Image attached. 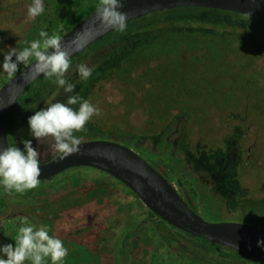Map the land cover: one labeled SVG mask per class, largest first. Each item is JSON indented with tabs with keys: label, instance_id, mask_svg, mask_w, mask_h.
Returning <instances> with one entry per match:
<instances>
[{
	"label": "rangeland",
	"instance_id": "1",
	"mask_svg": "<svg viewBox=\"0 0 264 264\" xmlns=\"http://www.w3.org/2000/svg\"><path fill=\"white\" fill-rule=\"evenodd\" d=\"M31 3L32 0H0V87L10 78L2 68L4 54L9 48L22 50L29 47L34 40L42 41L43 38L39 36L41 30L47 31L50 36L64 34L73 26L77 18H81L92 6H97L99 0H44V12L35 19H30L27 14ZM197 9L187 11L184 9L174 13L161 12L166 15L164 18L172 19L167 18L162 22L150 23L147 25L149 27L147 30L144 29L143 24H139L134 25L128 31L120 32V35L115 38L117 41L111 46L114 51L112 50L113 52L97 62L98 67L95 66L93 69L92 77L87 81L81 80L77 91L84 99L90 97L96 101L89 100L101 109L99 115L102 127L95 128L88 122L85 130L75 135L81 140L111 139L129 147L135 146L138 152H142L139 147L145 149L148 147L157 153L167 154L164 148H159V146L155 148L151 142H140L137 147L135 139L131 140L132 135L135 134H148L153 137L152 135L157 132L155 126L143 122L142 124L141 122L133 123L128 116L122 113L110 117L108 108L111 107L102 106L107 102L105 100V103L103 102L101 87L120 89L124 80V83L129 81V86H127L130 88H142L140 73L142 51L145 50L151 63V68L147 70L148 76H159V71L156 69L158 62L171 64L174 67L173 71L175 69L171 72L173 76L175 74L174 77H170L172 83H184L182 87L192 93L188 99L191 107L186 118V131L191 139L187 137L181 141H188V146L193 147L192 144L194 146L198 144L204 147V150H201L202 158L194 154L187 155V157L190 156L189 161L193 165L188 170L190 175H180V183L175 176H171L175 186L191 187V191L194 189L193 194L197 200L194 201L196 209H193L207 220L243 221L264 228V16L225 11H208L207 13L201 10L202 8ZM191 14L203 16L206 20L195 21ZM132 23L131 20L130 24ZM118 32L116 30L110 37L114 38ZM159 37L166 40L163 47H156L153 41H150L147 45L150 47L144 50L141 47H129L132 44L141 43L144 39ZM114 53L119 54L112 60L116 64L108 68L109 73L112 74V77H109L111 85H107V80L104 79L94 85L99 74L104 71L99 66L107 67V62L111 56L114 57ZM13 60L15 61V56ZM78 62V59L72 61V69H75ZM24 65H19V69ZM125 67H128L130 73L126 72ZM75 73L70 69L66 73V78L70 79ZM144 73L143 75L147 76L146 70ZM53 79H48L43 75L21 95L20 99L25 98L33 87L37 86L36 92L23 101L19 115L21 124H27L29 117L36 111L56 101V95L61 87L54 83ZM145 89L147 93L153 92L156 85L151 84ZM127 90L129 89L125 92L129 94ZM136 93L140 95L139 90ZM98 98L101 101H97ZM17 103L12 109L10 120L17 113L18 105L22 104L19 102L17 105ZM131 104V101H128L127 106ZM250 123L253 124V128L256 127L257 134L256 137L254 135L246 158H244L247 164H238V167L236 166L233 170L229 168V164H226V155L222 154L227 147L226 140H223L222 136L228 137L227 143L238 137V141H242L239 144L241 147L249 139ZM237 132H240V137L237 136ZM109 134H119L125 138H113ZM33 147L41 153L40 158L42 159L56 153L49 145L44 150H40L39 145ZM193 148L195 150V147ZM179 151L180 153L176 151L180 154L176 164L178 168L181 167L183 160L185 161V152L181 148ZM143 157L146 159L145 156ZM163 161L171 163L172 157L165 156ZM85 168H80L79 171L92 175V171L86 172ZM79 171L74 169L72 173ZM60 181L58 178L49 181L52 184L54 197L70 187L68 179H65L67 187H61ZM119 187L121 193L117 195L119 199L117 201L121 205L129 206L132 219L136 224L139 223L138 230L144 226L145 231L154 232L156 230L154 225L145 222L150 211L143 200L130 188H124L121 185ZM206 198L208 200L203 203ZM3 209L4 207L0 205V210ZM93 211V206H86L78 211H68L63 216H49L50 218L44 219L45 221L40 219L30 224L36 227L47 225L49 232L64 242L67 238H71L69 246L66 247L69 254L64 264H88L86 255L82 257L83 252L70 251V248L72 243L80 239L82 235L86 242L91 243L95 240L92 227L82 229V223L87 217L90 216V219H93L98 216L99 213ZM20 226L21 222H18V219L2 222L0 244H12L15 247V238ZM118 227L119 224H116L113 228L116 230ZM3 236L10 238L6 240ZM188 238L190 239H186V242L190 244V247L199 251V255L195 257L198 264H224L227 260L232 261L233 264H241L233 258L224 257L218 251L203 247L196 242L198 240L195 237ZM112 240L109 242L111 246L115 241ZM200 242L203 244V241L200 240ZM98 250L101 251V249ZM80 255L82 259H79ZM92 256H87L88 261ZM120 258L122 262L125 260L123 256ZM189 258L186 255L179 257L165 245L158 244L157 264H193L194 260L191 261ZM103 263L113 264L114 260L107 255ZM25 264H31V262L26 261ZM47 264H51L50 259ZM90 264H99V260Z\"/></svg>",
	"mask_w": 264,
	"mask_h": 264
},
{
	"label": "flooded vegetation",
	"instance_id": "2",
	"mask_svg": "<svg viewBox=\"0 0 264 264\" xmlns=\"http://www.w3.org/2000/svg\"><path fill=\"white\" fill-rule=\"evenodd\" d=\"M146 15V14H145ZM114 31V30H113ZM132 32V31H130ZM117 40L115 38H112L110 40L104 41V43H101L97 46H94V43L87 47L85 50L80 52L78 55L71 58V60L78 59V63H84L87 64L89 67H92L93 69L95 66L98 67L97 62L102 59L104 56L108 55L109 53L113 52V48L111 46L114 45V43ZM153 41L156 47H163L164 44H166V41L163 39H144L142 42H138L136 44H132L129 47H141L146 49V47L149 45V42ZM113 50V51H112ZM154 52V51H153ZM120 53V52H119ZM119 53H114V57L111 56L109 62H107V67L99 66L103 71V73L99 74L98 78L95 80L94 85L98 84L100 80H107V85H111V81L109 79V71L108 68H112L114 63L112 60L114 58H117V55ZM144 54V55H143ZM148 53L144 50L142 51V61H141V73L140 77L142 79V88L140 89H133V88H125V89H118L115 87H109V88H103L102 89V99L103 102L105 101L107 103L103 104L102 106L104 108L111 107L109 110V116H116L117 113L124 114L125 116H128V118L131 119L133 123L139 124L141 122L143 123H149L152 126H155L157 129V132L155 135L144 134V135H132V139L136 141V146L140 144V142H151L154 144L155 148H164L167 152V154L163 153H157L155 150L150 148H141L142 152H138V150L135 149V146H132L131 148L138 152L141 156H145L147 161L154 166L157 170H159L174 186V181L171 178V176H175L178 183H180V175H190L188 170L192 168L193 165H191V162L189 161L190 156L187 157L188 154H194L195 156H203L202 151L204 150V147L201 145H193L195 147V150L192 146H188V141H181L185 138H190L188 136V132L186 131V118L188 110L190 109L191 105L188 103V99L192 93L188 92L187 88L182 87L184 83L182 84H174L172 83L170 77H174L173 73V65L171 64H163L161 61L157 63L156 69L159 71V76H151L147 74V70L151 68L150 61L148 60ZM145 56V58H144ZM97 64V65H96ZM111 66V67H109ZM133 69V68H132ZM146 70L147 76L143 75L145 74L144 71ZM133 71V70H131ZM128 73H130L128 71ZM132 73V72H131ZM70 82L74 83L76 85L74 89V93H78V87L79 83L81 82V79L79 78L78 73L73 74L70 79ZM159 82V83H158ZM129 85V81L127 82ZM156 85V89H154L153 92L147 93L145 88H148L149 85ZM95 88V87H93ZM97 88V89H99ZM115 88V89H114ZM126 89L129 94H126ZM37 88H35L33 91L36 92ZM138 90L140 91V95H138ZM94 91V90H92ZM183 93V94H182ZM100 97V99H101ZM67 94L64 93L63 89H59V93L56 95V101L60 102H66ZM92 100V98L87 97L86 100ZM99 98L97 101H101ZM105 100V101H104ZM21 101V99H20ZM55 101V102H56ZM93 102H96L95 100H92ZM128 101H131V106H127ZM17 103V102H16ZM19 102L17 103V105ZM23 106V103L18 105L17 113L14 114L12 120H8L7 125V133H8V141L10 146H16L19 147L21 150H23V141L24 140H30L32 142V146L39 145L40 150H44L48 148V143H41L38 141L34 136L31 135V130L29 127V124H21L19 120V115L21 113V108ZM112 111V112H111ZM12 112V111H11ZM34 115V114H33ZM11 117V114H10ZM111 121V118H109ZM92 125H94L95 128L97 126L102 127V122L100 120V115L93 116V118L89 121ZM250 127V136L249 139L242 144L240 147L239 144H241L242 141H238V137L233 139V141L227 143L228 137L225 135L222 136V139L226 140V151L222 152L226 155V164H229V168L235 169V167H238V164L246 165V161L244 158H246V153L248 151V148L251 144L252 138L255 135L256 137V127L253 128V124H249ZM239 129V127H237ZM237 136L240 134V132L236 133ZM109 136H112L113 138L121 137L125 138L122 135L119 134H109ZM241 135H239L240 137ZM94 139H106V138H94ZM191 139V138H190ZM93 140V139H88ZM111 140V139H106ZM85 141V140H81ZM204 145V144H202ZM146 147V146H145ZM167 147V148H166ZM183 149L185 152V161L181 163V167L178 168L176 166L178 162V156L180 155L179 149ZM229 148V149H228ZM218 149H220L218 147ZM178 150V152H176ZM230 150V151H229ZM188 151V152H187ZM221 153V152H220ZM57 153L54 155L49 156L46 159L40 158L41 162H46L50 160L52 157H54ZM142 156V157H143ZM165 156H171L172 162L169 163L167 161H163ZM41 157V156H40ZM144 158V157H143ZM86 167V172L92 171V175H87L86 173L83 174L84 171L80 168ZM77 169L78 173H72V170ZM184 170V171H183ZM183 172V173H182ZM69 173V174H67ZM60 176H63L60 178ZM201 176V175H199ZM192 177V175L190 176ZM60 179L61 181V187H67L65 179L69 181L70 187H68L64 192L59 193L57 196H53L52 193V184L49 183L52 179ZM41 183L40 186L34 191L35 198L32 200L31 204L33 206L38 205L39 203L43 205H46L47 203H50L54 199H63L67 198L68 196H75L77 194L78 189H90V188H98V187H108V190L106 194H101L100 192H96V194L90 195L88 199L84 200L83 202H79L77 204H74L73 206L68 208L67 210H63L62 216L64 213H67L68 211H78L83 207L86 206H93L94 211H96L98 214L97 217L90 219V216L87 217L86 221L82 223L83 227L82 229H86L88 227L93 228V234L95 235V240L93 242H86L83 238V235L80 237V239H77L76 242L72 243V246L70 248V251H79L83 252V255L86 256V261L88 264L99 260V264L103 263V259H106V256H110L113 258L114 263L113 264H157L156 257H157V249L158 244L165 245L166 248H168L170 251H173L177 256L179 257H185V255L189 258L192 257L190 260H195V257L198 255L195 253V249L190 247V244H187L186 246V252L180 253L175 245H168L165 242V239L162 235V233L156 229L154 232L145 231L144 226L138 230V224L134 222V219H132V214L129 212V206L121 205L117 197L119 193H121L120 185L124 188H129L125 183L111 175L110 173L101 170L99 168L88 166V165H80V166H73L68 167L62 172H59L53 177L40 179ZM122 187V188H123ZM176 190L178 193L182 196V198L188 203V205L191 208L196 209V205L194 204V201L197 200L195 194H193V190L191 191V187H176ZM132 190V189H131ZM0 192H1V201L0 205L4 207L3 210H0V225H2V222L4 221H10L11 219H18V222H21L24 218H27V221L29 223H36L38 220H43L50 218L51 213L49 212H37V211H31L28 209V206L24 204L26 200L24 198H21L19 196V193L13 192L8 193L5 191L4 187L0 185ZM39 192V194H38ZM208 199H204L203 203H206ZM22 203L24 205L15 204L13 206V203ZM13 206V207H12ZM149 209V208H148ZM93 211V212H94ZM150 211V209H149ZM152 211V210H151ZM153 212V211H152ZM60 215V216H61ZM157 215V214H156ZM158 216V215H157ZM145 222H150L154 225V221L150 219H146ZM119 224V227L115 230L113 227ZM171 225V224H169ZM79 226V225H78ZM77 226V227H78ZM174 226V225H173ZM260 226V225H259ZM262 227V226H261ZM113 229V230H112ZM173 239L170 238V243H182L184 242L181 240L180 236L176 235V229H179L177 227H173ZM182 230V229H181ZM83 232V231H82ZM81 232V233H82ZM188 233V232H187ZM50 235L55 236V234H52L49 232ZM56 237V236H55ZM4 239L8 240L10 237H4ZM78 238V237H77ZM60 239V238H59ZM66 239V238H65ZM64 239V240H65ZM115 241H113V240ZM190 239V238H189ZM71 238H67V240L62 241L65 247L69 246ZM113 241L112 246L111 243L109 245V242ZM3 244H0V247H2ZM98 249H101L99 251ZM109 253H113V255H109ZM88 255H93L90 258V261H88ZM121 256L125 260H121ZM81 255L79 256V259H82ZM2 258L7 259L6 255L2 253ZM85 260V259H83ZM134 262H132V261ZM104 264V263H103ZM195 264V263H193Z\"/></svg>",
	"mask_w": 264,
	"mask_h": 264
},
{
	"label": "water",
	"instance_id": "3",
	"mask_svg": "<svg viewBox=\"0 0 264 264\" xmlns=\"http://www.w3.org/2000/svg\"><path fill=\"white\" fill-rule=\"evenodd\" d=\"M182 6L209 7L264 16V0H124L120 10L128 14L129 22L154 11ZM95 17L96 8L61 36L62 45L69 51L71 58L114 30L100 27ZM34 62L35 58L0 87V149L10 146L7 125L14 105L24 91L43 76L32 71ZM80 165L93 166L110 173L132 189L150 210L167 223L237 250L264 264V246H257L258 240H264L263 227L243 221L205 219L188 205L159 170L122 143L106 139L82 141L78 154L61 159L57 153L50 160L41 162L39 179L53 177L68 167Z\"/></svg>",
	"mask_w": 264,
	"mask_h": 264
},
{
	"label": "clouds",
	"instance_id": "4",
	"mask_svg": "<svg viewBox=\"0 0 264 264\" xmlns=\"http://www.w3.org/2000/svg\"><path fill=\"white\" fill-rule=\"evenodd\" d=\"M123 6L124 0H99L95 17L99 26L124 32L128 14L120 10ZM44 7V0H32L27 9L28 17L35 19L40 16ZM39 36L43 38L42 41L34 40L22 50L9 48L4 54L2 68L4 73L13 77L19 71V65L35 58L32 71L48 79L54 78L53 82L67 94L66 102L51 103L28 119L31 135L41 143H48L64 159L80 152L82 141L75 133L84 131L87 123L101 111L79 93H74L76 85L66 78V73L71 69L78 73L81 80L87 81L92 77L93 68L80 63L72 69L71 56L62 45L61 36H50L44 30L39 32ZM40 155L30 140L23 141V150L9 145L0 149V185L6 192L23 194L40 186ZM49 231L47 225L36 227L24 218L15 238V247L12 244L0 247V253L7 257H0V264H25L26 261L47 264L49 259L51 264H64L68 249L61 239L50 235ZM257 246H264V240H258Z\"/></svg>",
	"mask_w": 264,
	"mask_h": 264
},
{
	"label": "trees",
	"instance_id": "5",
	"mask_svg": "<svg viewBox=\"0 0 264 264\" xmlns=\"http://www.w3.org/2000/svg\"><path fill=\"white\" fill-rule=\"evenodd\" d=\"M95 8H97V6H92L91 8H89L81 18H77L73 25H75L77 22L80 21V19H82L83 17H85L86 15H88L90 12H92ZM197 8H202L201 10H204L208 13V11L210 12H220V11H225V12H233V11H230V10H223V9H216V8H209V7H199V6H182V7H174V8H169V9H163V10H159V11H154L152 13H149V14H146V15H143L137 19H134L132 20L133 23H131V21L127 22V29L125 31H128V29H131L134 25H139V24H143L144 26V29L147 30V28H149L147 25L150 24V23H155V22H162L163 20L167 19V18H164L166 17V15L164 14H161V12H177V11H181V10H184L187 11L188 9L189 10H192V9H197ZM199 10V9H197ZM160 12V13H159ZM170 14V13H169ZM150 15V18L148 19ZM195 15V17H194ZM191 16L193 17V19H195V21H203V20H206L205 17L203 16H200V15H197V14H191ZM146 17V18H145ZM168 19H172V18H168ZM203 19V20H202ZM72 27V26H71ZM70 27V28H71ZM69 28V29H70ZM68 29V30H69ZM116 30L114 31H111L110 33H108L107 35H105L102 39L96 41L94 43V46H97L101 43H104V41H107V40H110L112 39L113 37H110V35L115 32ZM123 33V32H122ZM63 34L59 35V36H62ZM116 36H114V38L118 37V35H120V31L118 33L115 34ZM166 37V35L164 36V38ZM158 39V38H157ZM159 39H163L162 37H159ZM165 40V39H163ZM166 41V40H165ZM125 70L126 72L128 73V67H125ZM109 77L111 78L112 77V74L109 73ZM38 83H40L38 81ZM37 85V84H36ZM35 85V86H36ZM128 83H124V80L122 81V89H125V88H128ZM31 86V85H30ZM37 87V86H36ZM36 87H33V89L30 91V93L25 97V98H22L21 101H19L20 103H23L24 100H27L29 99L32 94L34 93V89ZM183 94V93H182ZM37 188L35 189H32V190H29V191H26L25 193L23 194H19V196L21 198H24L26 200V202L24 204H26L28 206V209L31 210V211H39V212H49L51 213V216H60L62 214L61 211L63 210H67L68 208L72 207L73 206V203L74 204H77L79 202H83L84 200L88 199V197H90V195H93V194H96L95 191L97 192H100L101 194H106L107 190H108V187H98V188H90V189H78L76 192L77 194L75 196H68L67 198H63V199H57V200H53L51 201L50 203H47L46 205H43L42 204H38V205H35L33 206L31 204L32 200H34L35 198V193L34 191L36 190ZM15 192V191H13ZM11 192V193H13ZM39 194V192H38ZM73 202V203H72ZM15 204H19V205H24L22 203H13V206ZM12 206V207H13ZM147 219H150L152 221H154V226L156 227V229H158L164 239H165V242L168 244V245H175V247L177 248V250L182 253V252H186V246H187V242H186V239L189 240L188 237H195L198 241H196L197 243L201 244L203 247L205 248H210L212 249L213 251H218L221 255H223L224 257H230L233 258L234 260H237L239 261L241 264H262L260 263L259 261L237 251V250H233L227 246H224V245H221L219 243H214V242H211V241H208L204 238H201L199 236H195V235H192L190 233H187L186 231H183L181 229H176V235L180 236L181 240L184 242V244L182 243H170L169 240L170 238L173 239L172 235H173V225H169V223H167V221H165L164 219H162L160 216H157L154 212H152L150 210V214H149V217H147ZM192 240V239H191ZM203 241V244L200 242ZM195 241V240H194ZM195 249V253L197 255H199V251ZM197 260H194V263L195 264H198V262H196ZM224 264H233L232 261L230 260H227V262H225Z\"/></svg>",
	"mask_w": 264,
	"mask_h": 264
}]
</instances>
